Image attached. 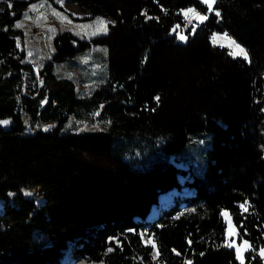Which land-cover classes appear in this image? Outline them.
Instances as JSON below:
<instances>
[{
  "label": "trees",
  "instance_id": "trees-1",
  "mask_svg": "<svg viewBox=\"0 0 264 264\" xmlns=\"http://www.w3.org/2000/svg\"><path fill=\"white\" fill-rule=\"evenodd\" d=\"M72 1L111 20L108 33L91 41L107 48L108 80L89 97L56 72L88 46H72L69 32L55 38L56 53L25 94L31 67L14 26L29 2L0 11V119L15 122L10 132L0 129V264H61L71 243L89 263L264 264V0H216L212 12L202 0ZM190 7L208 19L183 43L174 29ZM224 32L249 59L213 43ZM100 108L107 129L63 132L71 116ZM49 122L48 130L28 132ZM204 133L211 135L204 170H190L182 183L186 170L170 158L185 162L190 140ZM134 138L158 142L159 161L126 160L120 142ZM31 188L44 195L41 206ZM176 189L172 205L149 222L160 197ZM224 211L238 241L252 246L245 263L227 246Z\"/></svg>",
  "mask_w": 264,
  "mask_h": 264
},
{
  "label": "rangeland",
  "instance_id": "rangeland-1",
  "mask_svg": "<svg viewBox=\"0 0 264 264\" xmlns=\"http://www.w3.org/2000/svg\"><path fill=\"white\" fill-rule=\"evenodd\" d=\"M15 1H27L28 7L24 10L21 19H19L14 28L19 30L20 33L14 36L17 48L20 53H23V62L29 64L31 69L27 71L25 75V94H29V87L35 84V81L39 80V70L46 61L52 59L56 53L57 48L55 44V38L64 32H69L75 41L87 43L84 49H81L70 60L63 63L56 64V72L61 77H66L75 82L78 95L81 97L91 96L97 89L103 86L108 80V51L105 46L93 45L91 41L93 38L103 36L108 33L111 20L102 15L92 16L89 12H83L79 9L78 5L72 0H0V11L5 7H11ZM11 5V6H10ZM32 5H36L33 10ZM60 13V16L53 15V13ZM65 17L67 19H65ZM100 18L107 22V32H104L102 25L97 23V19ZM201 21L194 20L189 25L180 26L175 30L178 34L177 40L185 43L186 40H181L180 36L183 35L186 38L188 31H193ZM20 24L21 27H16ZM84 25H90L91 27H82ZM96 34H93V33ZM225 33V32H224ZM224 33H214L217 36L216 45L224 46L229 49L230 52L234 51V46L230 45L227 38H224ZM232 40L231 36L228 35ZM214 41V40H213ZM235 41V40H234ZM90 42V43H89ZM236 42V41H235ZM237 43V42H236ZM101 108L99 110L85 113L81 118L71 116L63 128V132L67 131H90V130H104L109 125V120L105 116L100 115ZM26 122L28 119L26 118ZM53 123H36L33 126L28 125V132H34L37 129L48 130L53 127ZM211 135L204 133L198 136H193L189 144L184 150L185 162L178 163L175 157H171L170 160L177 163V166L186 170V173L180 174L181 182L191 179L190 170L202 173L206 164L205 149L210 145ZM120 147L123 151V157L131 161L137 167L149 166L159 161V143L149 142L148 140L134 138L130 140L124 139L120 142ZM182 157V154H180ZM192 189L189 187L183 188V193H191ZM31 197L34 198V202L37 206H41L44 203V195L40 192V188H31L28 190ZM170 193H174L170 195ZM180 192L176 189L160 197L158 205L154 206V216L149 217V222H154L158 214L165 208L172 205L174 198L179 195ZM2 200V201H1ZM245 206V205H244ZM246 207V206H245ZM4 209V200L0 198V213ZM227 214V215H225ZM224 217L226 220H232L228 211H224ZM228 222V221H227ZM228 224V223H227ZM231 230V232H230ZM228 244H232L238 256L244 260L245 253L244 245L242 241H238L237 229L227 228ZM234 233V234H231ZM144 242L153 246L154 256L158 255V249L154 238L150 236L146 230L141 231ZM71 252L68 257L67 249L65 256L62 259L66 261L69 258L74 260L75 256ZM69 261V260H68ZM76 264H104V263H89L84 259H79Z\"/></svg>",
  "mask_w": 264,
  "mask_h": 264
},
{
  "label": "snow or ice",
  "instance_id": "snow-or-ice-1",
  "mask_svg": "<svg viewBox=\"0 0 264 264\" xmlns=\"http://www.w3.org/2000/svg\"><path fill=\"white\" fill-rule=\"evenodd\" d=\"M202 3H204L207 6L208 12L214 11V7L213 6L215 5L216 0H202ZM32 8H33V10H35L36 5H32ZM189 13L194 14V16L197 19H199L201 22H203L204 20H207L208 19V16L207 15L200 14L194 8H189V9H187V10L184 11V15H185L186 18H188ZM53 15L60 16V13L54 12ZM215 15L219 17L220 16V12L219 11H215ZM65 19H67V18L65 17ZM97 23L103 26L102 29H100V30H102L104 32H107V22L106 21H103L102 19L98 18L97 19ZM16 27H21V25L20 24H17ZM82 27H91V26L90 25H84ZM174 31H175V29H174ZM193 31H194V29H193ZM93 34H96V33L94 32ZM223 36H224V38H227L229 40L230 45L234 46V49L235 50L232 51V52H230L229 53L230 55H233V56H242L244 59H248V53H247V51L241 45H239L234 40H232L230 37H228V34L227 33H224ZM180 39L181 40H186L187 38L185 36L181 35L180 36ZM216 39H217V36H214L213 37L214 42L216 41ZM155 99L157 101H159L160 98H159V96H157V97H155ZM8 123H9V121H7V120L0 121V124L7 125ZM241 207L244 208L245 211L248 210L247 207H245L244 205H241ZM225 215H227V214H225ZM230 232H231V230H230ZM231 234H234V233H231ZM247 243H248L247 241L244 242L245 246H247ZM153 246L155 247L154 244H153ZM227 246L228 247H232L233 245L232 244H228ZM111 250L112 249H109V251H111ZM260 254L262 256H264V249L261 250V253ZM188 264H191V261H189Z\"/></svg>",
  "mask_w": 264,
  "mask_h": 264
},
{
  "label": "crops",
  "instance_id": "crops-1",
  "mask_svg": "<svg viewBox=\"0 0 264 264\" xmlns=\"http://www.w3.org/2000/svg\"><path fill=\"white\" fill-rule=\"evenodd\" d=\"M190 8H194V7H190ZM187 9H189V8H186V9H184V10H182V15L184 16V19H185V24L186 25H189L191 22H193L194 20H199V19H197L195 16H194V14H192V13H189V16H188V18H186L185 17V15H184V11L185 10H187ZM194 9H196V8H194ZM196 11L197 12H199L200 14H202V15H205V14H203V13H201L198 9H196ZM200 21V20H199ZM205 21V20H204ZM203 21V22H204ZM202 23V22H201ZM200 24V23H199ZM179 27L180 26H178L177 28H176V30L177 29H179ZM182 27V26H181ZM192 32V31H191ZM177 33V32H176ZM178 35V34H177ZM213 36V35H212ZM235 40V39H234ZM212 41H213V39H212ZM236 41V40H235ZM237 42V41H236ZM213 43H214V41H213ZM215 44V43H214ZM239 44V43H238ZM240 45V44H239ZM243 47V46H242ZM233 56V55H232ZM234 57H242V56H234ZM248 59H249V56H248ZM228 222V224H227V228L228 227H230L231 229H237V227L234 225V223H233V221L232 220H227ZM237 232H238V230H237ZM228 238H229V236H228V233H227V243H228ZM246 240H242V244L244 245V250L247 252L248 250H250L251 248H252V246H251V244L248 242L247 243V246H245V244H244V242H245ZM234 247V246H233ZM262 250V249H261ZM261 250L260 251H258V253H259V255L263 258V260H264V256H262L260 253H261ZM237 257H238V259H239V261L240 262H242V263H245V259L244 260H242L239 256H238V253H237Z\"/></svg>",
  "mask_w": 264,
  "mask_h": 264
},
{
  "label": "water",
  "instance_id": "water-1",
  "mask_svg": "<svg viewBox=\"0 0 264 264\" xmlns=\"http://www.w3.org/2000/svg\"><path fill=\"white\" fill-rule=\"evenodd\" d=\"M70 42H71L72 46L77 48V46H78V42L77 41H75L74 39H71ZM4 120L9 121V123L7 125L0 124V129L2 131H4V132H10L12 130V127L14 126L15 122H14L13 118L0 119V121H4ZM75 249H76V245L74 243L73 246H72V253L75 256V258H74V260L72 261L71 264H76L79 261V259H80V257L76 255Z\"/></svg>",
  "mask_w": 264,
  "mask_h": 264
},
{
  "label": "bare ground",
  "instance_id": "bare-ground-1",
  "mask_svg": "<svg viewBox=\"0 0 264 264\" xmlns=\"http://www.w3.org/2000/svg\"><path fill=\"white\" fill-rule=\"evenodd\" d=\"M172 194H174V193H170V195H172ZM2 201V200H1ZM154 208V207H153ZM153 210V209H152ZM154 216V210H153V212L151 213V215H150V217H153ZM149 218V217H148ZM70 252H71V247L67 250V253H68V257H69V255H70ZM72 255H73V253H72ZM73 258V257H72ZM72 258H69L68 260H67V262L66 261H63L61 264H71V260H72Z\"/></svg>",
  "mask_w": 264,
  "mask_h": 264
}]
</instances>
